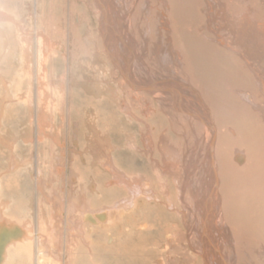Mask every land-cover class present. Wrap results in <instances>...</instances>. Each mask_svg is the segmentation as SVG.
<instances>
[{
  "label": "bare ground",
  "instance_id": "bare-ground-1",
  "mask_svg": "<svg viewBox=\"0 0 264 264\" xmlns=\"http://www.w3.org/2000/svg\"><path fill=\"white\" fill-rule=\"evenodd\" d=\"M80 1L90 2L96 36L89 27L82 33L91 19L74 13L75 0L68 26L48 20L57 1L48 13L46 0H35V37L17 29L22 69L14 81L1 73L7 49L0 35V101L24 104L26 135L37 131L20 163L15 140L0 134V144L9 170L36 165L39 219L35 231L0 215V244L10 236L0 264H47V218L66 222L60 264L87 257L94 264V242L78 259L75 241L94 234L106 235L109 264H264V0ZM57 62L67 64L60 75ZM78 68L83 81L74 79ZM67 124L77 133L87 126V143L77 136L78 144L66 146ZM64 176L69 194L51 195ZM192 181L203 191L191 199L199 218L189 216L184 199Z\"/></svg>",
  "mask_w": 264,
  "mask_h": 264
},
{
  "label": "rangeland",
  "instance_id": "rangeland-1",
  "mask_svg": "<svg viewBox=\"0 0 264 264\" xmlns=\"http://www.w3.org/2000/svg\"><path fill=\"white\" fill-rule=\"evenodd\" d=\"M56 1H57V3H56ZM68 1L69 0H59V1L58 0H53V4L56 3L55 6H57V10L54 12L55 14L53 13L54 15L49 14V19L48 20L50 21V24L54 25L55 23L64 21L65 25L68 26L69 22L71 21V19L73 20L72 17H75V16L73 14L71 15L69 13V10H68V8H70V6H71V0L69 2ZM49 2H51V0H46L47 12L48 13L49 12L52 13L51 10H50L51 8L49 7L50 4H48ZM82 3L83 2L80 1V0H75V6H76L75 10L76 11H74V13H76V14L78 13L77 15H82L84 13L85 14L87 13V16L91 19V24L90 25L88 23H86L87 25L85 24L82 27V33L84 31L87 32L86 30L91 28L90 30L96 36L97 33H95V32H96V27H97V23H96L97 20H96L95 13H93L92 9H90L91 8V5L89 6L90 2L86 1L85 4L84 3L82 4ZM33 8L35 9V0H0V10H2L1 13L5 14V17H8V19H6V20H1L0 19V24H1L0 25V35L4 34V40L6 41L5 44H6V49H7V52H5V54L3 55L4 56L3 58H5V60H4V62L1 63V65H2L1 73H4V75H6L4 77L7 79V81H12V80L14 81L15 79H17L19 77L20 71L22 69V67H21L22 66L21 51H20V45L18 43V35H19V31L18 30H22L21 32L23 34H26V35H30L27 32L34 33L33 37H35V31L34 30L37 27H36L35 17L32 15V11H34ZM20 9H22V10H20ZM83 10H86V11H83ZM6 14L8 16H6ZM52 17H53V19H52ZM10 20H11V22H9ZM16 22H18V25H17ZM11 24H12V26H10V28H9V25H11ZM23 24H25L24 28H23ZM20 25H21V27H19ZM33 27H34V29H33ZM54 28H56V27H54ZM15 30H16V32H15ZM23 30H24V32H23ZM31 31H33V32H31ZM41 31L44 34L49 35L51 37L50 40L53 39L55 41H58L60 43V45H65L66 42H67L66 44H68L69 40L68 41H64L62 36L53 35L52 32H50L49 29H46V28L43 29L42 28ZM2 32H4V33H2ZM77 37H76V39H77ZM34 40L35 39L33 38L32 45H33ZM7 43H8V45H7ZM9 51H10V53H9ZM8 54H9V56H8ZM10 54H12V55H10ZM57 63L59 65L58 73L60 75L61 74L60 73L61 70H63V68H65V67H67V64L60 67V64H62V63L61 62H57ZM59 70H60V72H59ZM75 72H77L76 74L78 76L74 73V76H75L74 79H77L79 81L80 80L83 81L84 79H86V77H82V74H81L82 71H81L80 68H78V70H75ZM13 78H15V79H13ZM66 83H67V81H66ZM66 86H67V88H66L67 92L65 91V94H66L65 99L69 100L70 99L69 94H68L69 83H67ZM27 87H28V81L25 80L24 84H23V87H22L23 88V90H22L23 93H26ZM79 88H80L79 86L77 88L76 87L73 88L72 94H73V92L74 93L79 92L80 91ZM2 95H5V88L1 84L0 85V96H2ZM90 96H91V94H88L87 98L89 99ZM2 103L3 102L0 101V134L5 139H8V138L10 139V137L7 136L6 134H9L11 136H15V138H17L18 144H16L17 140H15L14 141L15 142L14 143V147H15V145H17V148L19 147L18 150L16 151L15 155H16V159L20 163V161L23 160L27 156V154H29V152L31 151L30 147L28 145H26L25 141L26 140L31 141V139H32L34 144L36 145V140L35 139H36L37 131H36V128H34L32 130L34 132V134H32L33 132L31 131L32 138L28 137V136H30V133H29L28 128H27V126H28L27 125L28 124V113L29 112H28L27 107L24 104L17 102L13 98L10 101H7L6 104H2ZM72 103H74V100H73ZM68 108H69V106H68ZM2 111H3V113H2ZM68 117H70L72 119L71 121L73 123H77L78 124L79 119L75 118L74 113H73V117L70 116V115H68ZM81 118L82 117H80V119ZM81 124H83V123H81ZM66 126H68V124ZM66 126L63 128L64 131L62 133V135L65 138L66 146L69 143H70L69 145H72V146L74 145V143L78 144L79 143L78 139L76 140L77 136L79 138V141H80L81 145H83V142H84V144L87 143L86 139H85V136H86L85 132L87 131L86 134L88 136H90V133L87 130V126L84 127V128L80 127V130L78 131V133H77V131L73 130V127H71V126L66 127ZM9 128H11V132L10 133L8 132ZM26 130H27V132H26ZM25 134H28V136L25 135ZM72 139H74V140H72ZM8 141H10V140H8ZM195 142L194 143L192 142L191 146H190L191 147L190 148V150H191L190 152H192V153H194V151L196 152V147L198 145ZM123 151H124L123 152L124 154L126 153L128 155H131L129 153V151L125 150V148H124ZM18 153L19 154L20 153L23 154L24 158L23 159L18 158L19 157ZM9 157L10 156H9L8 149L6 147H4L2 144H0V165H1V167H0V215H4L6 217V219H8V220L12 219L11 220L12 222L17 223L19 225L20 224H28V223H30V224H32L34 230L36 231L37 227L39 226V219H37V198H38V193H37V189H36L37 181H35L36 180L35 178L37 176L36 175L37 174L36 173V171H37L36 168L37 167H36V165H34V167H32V169H31L30 168L31 165L28 164L26 166H21L19 168H13V169L9 170L10 168H8V162H7ZM32 160L36 161V151H34V153H33ZM6 162H7V165H6ZM34 163H36V162H34ZM34 163L32 161V165ZM193 168L191 166L189 167L191 172H192ZM47 169L48 168L46 167V171H45L46 175L48 173ZM6 171H8V172H6ZM67 182H68V180L64 176L63 178L58 179V182H53V184H55L54 185L55 187H53V190H52V187H49L48 191L51 190V192H50L51 195L56 193L57 191L59 193L60 192L64 193L66 191V193L69 194V191H71V189H69ZM2 184H3V190H2ZM198 186H200L199 183H197L196 181H192V186L191 185L189 186V190L186 191V194L184 196V199L187 197L185 200L188 202L189 208L191 210L193 209V203L195 205V201L191 200V199H193V198L195 199L196 197L199 198L200 195L203 194V191L202 190L200 191L201 186L199 188H198ZM63 189H64V191H63ZM195 189L198 190V191H195ZM95 198L98 199V197H95ZM189 201L191 203H189ZM8 204H9V206L6 207ZM206 204L208 206L209 202H207ZM44 206H45L44 207V209H45L44 213L46 215H49L50 213H49L48 207H46V205H44ZM97 207H99V206H97ZM16 214H17V216H19V219L16 217ZM194 215H195L196 218H199L198 216L200 214H199L198 210H195V211L192 210V214L190 213L189 216H194ZM56 223L59 224L60 227ZM65 224H66V222H64L61 219L60 220L58 219L57 221H55L53 218H47L46 219V222L44 224V226H45L44 234H45V236L47 238L46 244H48V242L50 241L49 242L50 243L49 249L47 247L45 249L47 252L50 253V254L47 253L48 254V256L46 258L47 264H49V262L51 264H60L59 256H62L63 259L66 256L65 255L66 254V245H67L66 236L69 233L67 232V229L65 228L66 227ZM61 226H62V228H61ZM50 236L53 238V242L54 243L51 242ZM60 237H61V239H60L61 242H60V245L57 247ZM106 239H107V237H106L105 234H102V235L94 234L89 239H85V241H81V239L79 240L78 238L75 239V241L77 242V246L81 245V247L78 248V250H79L78 254L79 255L76 254L78 259L80 257H82L81 255H84V254L87 253V250H88L87 249L88 248L87 245H89L93 241L94 245H95L94 264H107V262L109 264V261H108L107 257H104V253L106 251V249H104V247L106 246V241H107ZM86 240H87V242H86ZM72 246H75V243ZM101 247H102V249H101ZM84 251H86V252H84ZM84 260H86V261H84ZM65 262H67V261H65ZM88 262H89V257H87L85 259H81L80 258V262L79 263L80 264H84V263L86 264ZM13 263L14 264H26L23 260L19 261L18 258H15ZM79 263L77 262V264H79ZM32 264H34V263H32Z\"/></svg>",
  "mask_w": 264,
  "mask_h": 264
},
{
  "label": "crops",
  "instance_id": "crops-1",
  "mask_svg": "<svg viewBox=\"0 0 264 264\" xmlns=\"http://www.w3.org/2000/svg\"><path fill=\"white\" fill-rule=\"evenodd\" d=\"M8 132L10 133L11 132V128H9L8 129ZM26 132H27V130H26ZM7 136H9L10 138H12V139H14V140H17V138H15V136H11V135H9V134H6ZM26 135V134H25ZM25 137V136H24ZM16 144H18V140H17V143ZM15 146H17V145H15ZM19 148V147H18ZM29 148V147H28ZM29 152V151H28ZM18 155H19V157L18 158H20V159H23L24 158V156H23V154H19L18 153ZM8 162V161H7ZM7 162H6V165H7ZM5 166V165H4ZM0 167H1V165H0ZM4 182V181H3ZM2 190H3V184H2ZM16 217L19 219V216H17V214H16Z\"/></svg>",
  "mask_w": 264,
  "mask_h": 264
},
{
  "label": "water",
  "instance_id": "water-1",
  "mask_svg": "<svg viewBox=\"0 0 264 264\" xmlns=\"http://www.w3.org/2000/svg\"><path fill=\"white\" fill-rule=\"evenodd\" d=\"M2 236H4L3 243L6 242L8 239H10V238H9V237H10L9 234H6V232H5ZM2 236H1V237H2ZM2 238H3V237H2ZM2 238H1V240H2ZM3 243L0 244V247H1L0 249H2V250L0 251V263H1V253H2V251H3V247H2V244H3Z\"/></svg>",
  "mask_w": 264,
  "mask_h": 264
}]
</instances>
